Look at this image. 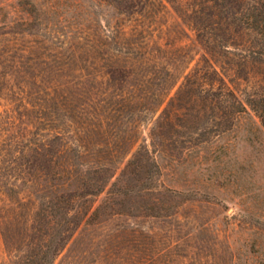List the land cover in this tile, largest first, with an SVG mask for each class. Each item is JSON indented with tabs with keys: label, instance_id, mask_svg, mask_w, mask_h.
Segmentation results:
<instances>
[{
	"label": "trees",
	"instance_id": "trees-1",
	"mask_svg": "<svg viewBox=\"0 0 264 264\" xmlns=\"http://www.w3.org/2000/svg\"><path fill=\"white\" fill-rule=\"evenodd\" d=\"M96 1L112 25L96 22L58 44L54 36L19 48L18 85L7 88L17 117L2 132L4 168L17 164L30 183L38 202L30 232L47 239H31L13 264H51L89 219L157 199L155 148L164 125L178 134L206 119L219 132L249 108L264 127V69L253 71L264 65V0ZM169 9L204 47L196 60L176 43L181 28L164 37ZM143 122H152L150 143ZM24 198L19 193L16 202Z\"/></svg>",
	"mask_w": 264,
	"mask_h": 264
},
{
	"label": "rangeland",
	"instance_id": "rangeland-1",
	"mask_svg": "<svg viewBox=\"0 0 264 264\" xmlns=\"http://www.w3.org/2000/svg\"><path fill=\"white\" fill-rule=\"evenodd\" d=\"M27 10L35 12L31 16ZM163 21L164 37H174L181 28L176 43L188 47L195 60L205 53L194 31L171 9ZM96 22L113 24L96 0H0V264H13L31 239H47L30 232L38 206L30 183L22 181L17 164L4 168L2 132L9 128L7 120L17 117L7 88L16 91L18 85L19 48L54 36L58 44L96 28ZM26 27L30 33L22 37ZM261 69L264 65L253 67L255 74ZM233 85L246 87L242 81ZM151 126L143 122L141 127L147 143ZM164 126L163 145L155 148L161 168L154 182L161 189L158 198L141 202L145 209L89 219L51 264H264V127L259 118L247 108L219 132L206 119L179 126L178 134ZM4 181L13 189L7 190ZM19 193L25 196L20 203Z\"/></svg>",
	"mask_w": 264,
	"mask_h": 264
}]
</instances>
